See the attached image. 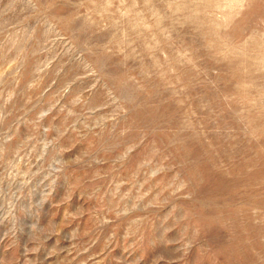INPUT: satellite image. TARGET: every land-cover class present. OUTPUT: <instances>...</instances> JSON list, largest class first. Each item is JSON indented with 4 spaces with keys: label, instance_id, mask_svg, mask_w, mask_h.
I'll list each match as a JSON object with an SVG mask.
<instances>
[{
    "label": "rangeland",
    "instance_id": "374dc122",
    "mask_svg": "<svg viewBox=\"0 0 264 264\" xmlns=\"http://www.w3.org/2000/svg\"><path fill=\"white\" fill-rule=\"evenodd\" d=\"M0 264H264V0H0Z\"/></svg>",
    "mask_w": 264,
    "mask_h": 264
}]
</instances>
